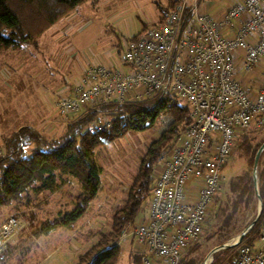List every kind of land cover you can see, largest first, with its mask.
<instances>
[{
  "label": "built area",
  "instance_id": "1",
  "mask_svg": "<svg viewBox=\"0 0 264 264\" xmlns=\"http://www.w3.org/2000/svg\"><path fill=\"white\" fill-rule=\"evenodd\" d=\"M239 60L246 70L264 61V0H244L220 15L202 11L198 0H180L128 41L119 65L87 64L59 95L61 116L92 107L99 131L112 123L101 115L107 102L162 94L189 109L190 122L155 165L147 212L123 232L142 264L182 263L204 233L241 136L264 127V84L253 95L239 78ZM25 226L16 215L0 225V257ZM234 264H264V221L253 243L239 245Z\"/></svg>",
  "mask_w": 264,
  "mask_h": 264
},
{
  "label": "rangeland",
  "instance_id": "2",
  "mask_svg": "<svg viewBox=\"0 0 264 264\" xmlns=\"http://www.w3.org/2000/svg\"><path fill=\"white\" fill-rule=\"evenodd\" d=\"M179 1L174 0L171 8H175ZM161 2L162 0H101L103 5L95 7L88 1L41 35L40 46L29 44L23 48L4 50L0 62L9 58L11 64L9 81H4V85L0 77V121L4 130L5 125L9 131H13L16 125L26 123L37 127L46 137L58 138L63 135L69 121L59 113L57 84L51 82V77L57 79V82L65 77L66 80L71 79L69 82L73 84L81 76V65L84 68L90 63L119 65L128 41L159 19L161 10L158 4ZM69 75L71 76L68 77ZM162 99L164 97L153 96L147 100L153 103ZM170 103L188 108L177 101L170 100ZM117 109L116 102H107L101 107V115L108 120L113 119ZM98 116L100 113L96 111L95 119ZM55 119L60 120L57 123H61V127H58ZM172 119L170 115H162L148 129L129 131L111 144L99 145L95 149V160L103 167L102 188L90 202L84 215L72 227H59L49 235L38 233L43 222L53 220L76 206V195L80 188L73 178L35 183L20 198L1 206L0 223L9 216L16 215L25 221L26 226L0 257V264H35L40 254L35 244L40 243L63 245L59 252L48 249L37 264L74 263L72 256L79 258L81 254L91 250L103 236L110 234L113 215L125 203L129 188L139 172L142 157L149 146L160 138ZM183 124L184 122L181 125ZM248 139L252 147L261 143L264 140V127L251 133ZM0 146L4 147V144ZM248 169L249 158L242 148L236 150L223 170V187L211 216L204 225V233L197 243L191 245L185 263L194 261L195 264H203L213 248L225 242L236 241L245 227L257 217V198L248 207L240 204L229 225L225 224V216L220 215V208L226 204H229V212L233 211L235 196L229 190L230 182ZM55 184L62 187L56 189ZM147 208L148 201L140 210L138 219L143 217ZM134 225L135 223L132 226ZM260 228L261 223L257 230L251 229L246 234L242 243H253ZM119 242L123 253L118 264H142L139 259L130 255L132 241L129 237L125 238L122 233ZM19 244L23 245L22 248H19ZM257 245H261L260 241ZM238 247L231 251L221 249L215 252L207 264H228L232 256L235 259Z\"/></svg>",
  "mask_w": 264,
  "mask_h": 264
},
{
  "label": "trees",
  "instance_id": "3",
  "mask_svg": "<svg viewBox=\"0 0 264 264\" xmlns=\"http://www.w3.org/2000/svg\"><path fill=\"white\" fill-rule=\"evenodd\" d=\"M86 1L95 3L98 0H0V49H18L29 44L37 46L40 36L50 26ZM163 97L164 99L153 103L147 99L127 101L121 105L117 103L118 109L111 126L102 131L95 127L96 110L90 107L91 110L84 109L75 114V118L67 124L65 133L59 138L46 137L29 125H24L5 136L6 154L0 157V207L20 198L35 183L43 180L54 181L55 173L59 171L74 177L80 183L76 206L53 220L43 222L38 233L49 234L62 226L72 227L84 215L90 202L102 188L103 167L95 160V149L99 145L111 144L129 131L146 130L153 126L160 116L170 115L172 121L142 157L139 172L129 188L128 197L113 215L112 231L103 236L91 250L81 254L77 263L118 264L122 254L120 237L126 227L133 224L149 199L154 168L162 150L190 122L188 108L170 103L171 99L167 95H159V98ZM257 131L259 129L254 128L244 133L237 148H242L249 158V169L230 182L229 190L235 196L233 211L229 212V204L220 208V215L225 216L226 225L232 223L240 204L248 207L257 198L253 161L264 140L252 147L248 139L251 133ZM258 176L260 194L264 200V152L260 158ZM263 221L264 209L260 220L251 231L257 230ZM233 248L226 249L231 251ZM185 257L181 264H195L194 261L185 263ZM234 262L232 256L228 264Z\"/></svg>",
  "mask_w": 264,
  "mask_h": 264
},
{
  "label": "crops",
  "instance_id": "4",
  "mask_svg": "<svg viewBox=\"0 0 264 264\" xmlns=\"http://www.w3.org/2000/svg\"><path fill=\"white\" fill-rule=\"evenodd\" d=\"M243 1L244 0H198V3H199V7H200V9L202 11H205V12L210 13L212 15H220L223 11H225L226 9H228L233 4L242 3ZM86 2H88V1H86ZM89 2H91V4H94L95 7L100 6V5H103L102 3H100L101 0H98L95 3L92 2V1H89ZM173 2H174V0H162V2L158 4L159 7L163 8V9L161 10V8H160L161 14H160L159 19L156 22H158L162 18V12L164 10L171 9V7L173 5ZM65 17H67V16H65ZM65 17H63V18H65ZM63 18H61L59 21H61ZM59 21H57L55 24H57ZM55 24H53L52 26H54ZM52 26H50L48 29H50ZM142 31L143 30H141V32H139V34L142 33ZM45 32L42 35H44ZM228 33H230V30L228 31ZM139 34H137V35H139ZM137 35H135V36H137ZM40 38L38 40V46H40ZM4 50H9V49H0V56L1 57H2L3 52H5ZM237 54H238V56L243 57L245 55V51L244 50H240V51H238ZM3 58H5V56H3ZM8 59L9 58L3 59L2 62H0V77H1V82H3V84H4V81L5 82L6 81H9V76H10V73H11L10 72L11 71V64H10V61ZM29 66L32 67L31 65H29ZM33 67H34V65H33ZM238 67H239V78H240V80L247 87H249L250 90L252 91L253 95H255L256 92L258 91V89L261 87V85L264 84V61H262L261 63H259L258 65H256L251 70H246L245 67H244V65H243V62L241 60H239V66ZM83 69H85V68H84L83 65H81V70L82 71H81L80 75H82V73L84 71ZM70 76L71 75H69L68 77H70ZM2 78H4V79L2 80ZM51 78L53 79V80H51V82L53 84H57V89H56V91H57V98L56 99H58L60 93L64 89H67V87L70 84H72L71 82H69L71 79H67L66 80V78L64 77L59 82H57V79H55L54 77H51ZM55 105H56V101H55ZM65 118H68V120H66L68 122V121H72L75 117L73 115V116L65 117ZM55 121H56V119H55ZM57 121L60 122V120H57ZM57 121L55 123H57ZM21 124H18V126L16 125L15 130H13V131L10 130L9 131V129H7V126L6 125H5L6 130H4V128L2 126V122L0 121V144H4V137L5 136H8V135L12 134L13 132L17 131L20 127H22L24 125H29V124H26V123H21ZM57 124H58V127H61V123H57ZM29 126L33 127L32 125H29ZM66 126H67V123H66ZM34 128L37 129V127H35V126H34ZM62 178H65L64 180H68L69 178H73L74 180H76L74 177H72V176H70L68 174H62L59 171H57L55 173V179L56 180H58V179L62 180ZM77 183H78L79 188H80V183L78 181H77ZM61 187H62V185L57 186L55 184V188L56 189H59ZM138 218L139 217L137 215L136 220L133 222V224L134 223H138L143 217H141L140 219H138ZM4 221L2 223H0V225H2L4 223ZM133 224H130V225H133ZM56 230H58V228ZM56 230H54V231H56ZM54 231H52V232H54ZM52 232H50V233H52ZM49 234L39 233V235H49ZM130 240L132 241L131 242V245H132L131 250H132V252L130 253L131 257H133L134 259H139L142 262V259L140 258L141 255H140V253L137 252V250L135 248V243L133 242V239L130 238ZM62 245H63L62 243H57V244H52V245H48L47 243L35 244V248L37 247L40 250V254H39L38 259H37L38 262L36 261L35 264L40 263V258H43L45 252L48 251V249H51L52 252H56V251L59 252L61 250V246ZM65 245H66V243H65ZM18 246H19V248H22L23 245L22 244H19ZM66 247H68V244L66 245ZM64 249H67L68 250L69 248H65L64 247ZM122 253H123V248H122ZM50 254H51V252L48 255H50ZM67 255H70V254L68 253ZM46 257H47V255L45 256V258ZM72 258L74 260V263L73 262H70V264H77L78 263V259H79L78 256H76V257H73L72 256ZM118 263H119V261H118Z\"/></svg>",
  "mask_w": 264,
  "mask_h": 264
},
{
  "label": "water",
  "instance_id": "5",
  "mask_svg": "<svg viewBox=\"0 0 264 264\" xmlns=\"http://www.w3.org/2000/svg\"><path fill=\"white\" fill-rule=\"evenodd\" d=\"M264 152V141L262 144L259 146V148L256 151L254 161H253V177H254V184H255V189L257 193V198L259 200V211L257 217L247 226L245 229L240 233L236 241H230V242H225L222 243L215 248H213L207 255L206 260L204 261L203 264H207L208 259L217 251L221 249H226L230 247H237L239 246L245 239L246 234L251 230V228L257 223V221L261 218V215L263 213L264 209V200L260 194V189H259V176H258V167H259V162L262 153Z\"/></svg>",
  "mask_w": 264,
  "mask_h": 264
}]
</instances>
